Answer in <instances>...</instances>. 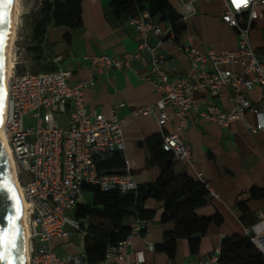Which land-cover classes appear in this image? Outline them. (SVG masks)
I'll return each mask as SVG.
<instances>
[{"label":"built area","instance_id":"obj_1","mask_svg":"<svg viewBox=\"0 0 264 264\" xmlns=\"http://www.w3.org/2000/svg\"><path fill=\"white\" fill-rule=\"evenodd\" d=\"M199 0H176L180 22L185 26L197 13ZM224 9L221 19L234 27L238 33V48L215 52L202 50L194 42L182 49L192 62V72L177 81L170 79L162 66V57L148 42L150 34L159 37L176 34L172 25L163 29L155 23L148 9L139 8L126 22L140 36L138 49L122 54L90 55L86 78L77 82L69 80L72 75L59 65L62 56L54 57L57 67L47 71H16L15 62L7 90V110L3 129L17 165V178L27 202L28 260L26 264H91L85 252L59 256L51 247L54 236H70L71 227L76 235H87L89 221L75 218L79 194L84 185H98L102 190L118 189L122 193L138 188L125 157L123 124L118 116V105L112 106L108 116L89 112L84 92L93 87L97 74L111 69L132 68L136 61L150 58L151 69L144 78L150 81L162 97L155 103L139 110L153 115L159 123L169 116L167 104L174 107L180 118L178 131L186 132L189 125L188 112H196L202 118L222 127H228L235 119H244L245 113L256 106L245 96L244 90L259 85L264 93V55H258L250 40V31L258 19V5L264 0H247L239 9L233 0H221ZM235 65L239 69H235ZM198 91L210 96L228 93L232 108L227 111L213 102H201ZM69 108V110H67ZM68 111L67 121L57 118L59 112ZM31 114L35 125L25 126V117ZM260 117V113H258ZM256 131L264 127L259 121ZM162 148L172 153L174 160L186 159L191 166L195 156L185 134L161 132ZM119 152L124 159L123 172H110L103 164ZM209 193L217 194L204 182ZM256 220L246 225L243 235L249 237L264 254V210L256 212ZM147 218L137 217L130 223V233L116 244L108 245L104 258L95 264H142V252H134L128 258L132 237L141 234ZM150 247L153 245L150 243ZM220 246L210 256L191 259L187 264H217ZM169 264H177L170 259Z\"/></svg>","mask_w":264,"mask_h":264},{"label":"crops","instance_id":"obj_2","mask_svg":"<svg viewBox=\"0 0 264 264\" xmlns=\"http://www.w3.org/2000/svg\"><path fill=\"white\" fill-rule=\"evenodd\" d=\"M109 2L82 0V26L50 25L41 38L33 39V45H38L39 51L32 52L37 69L31 71L56 68L54 57L61 55L59 65L71 71V82H77L86 78L90 71L86 56L136 51L140 36L126 20L113 23L109 19ZM172 3L179 12L176 0ZM196 7L197 13L178 37L171 34L162 37L150 34L148 37L149 44L162 57V66L173 81L192 72L191 59L182 49L189 42H194L202 50L215 52L235 50L239 45L237 30L221 19L224 9L221 0H199ZM257 9L259 16L251 28L250 40L256 53L264 55V5H258ZM154 21L163 29L171 25L168 22L159 23L155 18ZM150 69V58L147 56L143 62L136 61L132 68L103 71L97 74L95 85L85 90L84 97L91 113L108 116L110 108L118 105L117 114L125 120V157L138 184L155 182L161 173L159 165L150 161L161 132L187 135L195 163L191 166L186 159L175 160L174 172L177 175L186 172L208 184L217 195L210 194L209 201L198 207L196 212L200 216L218 213L221 217L219 223L212 222L208 226L204 235H196L200 236L197 253H191L188 239H177L174 259L177 264H187L196 257L210 256L220 246L224 236L243 234L246 225L240 219L242 213L237 207V200L246 197L255 186L264 187V127L252 131L246 125L249 123L256 127L260 120L264 122V93L259 85L246 88L244 94L256 109L247 111L244 119H235L228 127L208 121L196 112H188L189 125L186 132H182L177 130L180 118L170 104L165 107L169 117L161 123L153 115L139 112L144 106L155 104L163 95L144 78ZM235 69L238 70L239 66L235 65ZM196 98L203 103L213 102L227 111L232 108L228 93L210 96L198 91ZM57 118L65 123L68 111L59 112ZM145 206L154 209L156 215L148 219L140 235L132 237L128 258L132 260L133 253L141 251L144 258L142 264H169V256L158 246L165 241V231L173 229L174 224L161 221L163 202L148 199ZM248 206L256 214L264 210V201L250 200ZM132 220L130 218L127 222L130 224ZM69 230L70 236H54L51 239L52 250L59 256L85 252L84 236H77L71 227Z\"/></svg>","mask_w":264,"mask_h":264},{"label":"trees","instance_id":"obj_3","mask_svg":"<svg viewBox=\"0 0 264 264\" xmlns=\"http://www.w3.org/2000/svg\"><path fill=\"white\" fill-rule=\"evenodd\" d=\"M81 2L42 0L32 28L33 39L41 38L50 25L73 28L82 26ZM139 8L148 9L159 23L171 24L177 37L185 30L172 0H110L107 15L113 23H121ZM38 48V45H32L29 50L36 52ZM150 161L159 165L161 173L155 182L138 184L137 190L122 193L118 189L102 190L98 185H84L83 188L92 193V202H78L72 215L82 222L89 221L87 235L84 236L85 254L89 263L101 261L108 245L118 243L130 233L128 219L155 217L156 211L145 206L148 199L163 202L160 219L174 224L173 229L165 231V241L158 246L170 259L175 258L178 238L188 239L190 251L195 254L199 250L200 236L206 233L212 222L221 221L218 213L200 216L196 212L198 207L209 201L210 193L202 181L188 173L175 174V160L171 152L162 148L161 137L155 142ZM103 169L123 172L124 159L120 153L117 152L103 164ZM250 200L264 201V187L255 186L247 192L246 197L237 200L244 225H250L256 220L255 213L248 206ZM198 234L199 237L196 236ZM217 264H264V254L249 237L243 234L226 235L220 243Z\"/></svg>","mask_w":264,"mask_h":264},{"label":"water","instance_id":"obj_4","mask_svg":"<svg viewBox=\"0 0 264 264\" xmlns=\"http://www.w3.org/2000/svg\"><path fill=\"white\" fill-rule=\"evenodd\" d=\"M12 0H0V35L3 36V43L0 44V104L2 99L3 86L7 72V55L5 47L7 44L11 26ZM0 230L12 231L9 218L16 220L15 229L18 233L15 236L16 247L10 246L5 252L4 246L0 244V254L7 256V260L0 261V264H26L24 258L25 231L19 220L20 205L17 192L10 174V164L0 138ZM11 235L9 239H11Z\"/></svg>","mask_w":264,"mask_h":264},{"label":"bare ground","instance_id":"obj_5","mask_svg":"<svg viewBox=\"0 0 264 264\" xmlns=\"http://www.w3.org/2000/svg\"><path fill=\"white\" fill-rule=\"evenodd\" d=\"M22 14V4L21 0H12V10H11V26H10V31H9V36L7 40V44L5 47V52L7 55V72H6V77H5V82L3 86V92H2V99H1V104H2V115H3V120L2 124H0V138L3 142L9 164H10V174L17 192V196L19 199V205H20V214H19V220L21 225L24 228L25 231V243H24V258L25 261L27 262L28 260V223H27V213H26V207H27V202L25 199V195L22 189V186L20 185L18 178H17V165L16 161L13 157L11 147L7 141V136L4 132L3 129V123L4 119L6 116V110H7V90H8V83L12 75V69L14 66V61L12 59V46L14 43V40L17 35V31L20 25V18Z\"/></svg>","mask_w":264,"mask_h":264},{"label":"rangeland","instance_id":"obj_6","mask_svg":"<svg viewBox=\"0 0 264 264\" xmlns=\"http://www.w3.org/2000/svg\"><path fill=\"white\" fill-rule=\"evenodd\" d=\"M42 0H21L22 14L16 38L12 46V59L15 62V70H36V60L29 50L33 45V24L38 17ZM36 120L32 115L25 117V126L35 125ZM79 201L82 203L92 202V193L83 189L79 194ZM96 220V219H93Z\"/></svg>","mask_w":264,"mask_h":264},{"label":"snow or ice","instance_id":"obj_7","mask_svg":"<svg viewBox=\"0 0 264 264\" xmlns=\"http://www.w3.org/2000/svg\"><path fill=\"white\" fill-rule=\"evenodd\" d=\"M9 2H11V0H9ZM247 0H233V4L239 9L241 4H246ZM0 16H2V13H0ZM3 43V36L0 35V44ZM2 120H3V115H2V104H0V124H2ZM0 187H3L2 185H0ZM9 223L12 225V231L11 233L9 231H4V230H0V244H2L4 246V250L5 252L7 251V248L10 246L11 248H15L16 247V243H15V236L18 233V230L15 229V223L16 220L13 218H9ZM11 235V239H9ZM7 260V256L4 254H0V261H5Z\"/></svg>","mask_w":264,"mask_h":264}]
</instances>
